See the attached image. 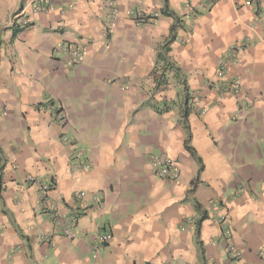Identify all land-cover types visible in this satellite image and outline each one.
Instances as JSON below:
<instances>
[{"label":"crops","instance_id":"crops-1","mask_svg":"<svg viewBox=\"0 0 264 264\" xmlns=\"http://www.w3.org/2000/svg\"><path fill=\"white\" fill-rule=\"evenodd\" d=\"M34 1L0 0V264H264V0ZM242 39L234 97L215 69Z\"/></svg>","mask_w":264,"mask_h":264},{"label":"built area","instance_id":"built-area-1","mask_svg":"<svg viewBox=\"0 0 264 264\" xmlns=\"http://www.w3.org/2000/svg\"><path fill=\"white\" fill-rule=\"evenodd\" d=\"M244 3L246 5H251V0H245ZM109 6H112V1H108ZM32 10L35 12H45L48 9V5L42 2V0L34 1L31 3ZM114 8L112 10V13H114ZM18 17L17 14L11 15L9 19V24L11 26H20L21 24H18L16 18ZM135 22L136 24H142L145 22V17L140 13L135 14ZM24 23H26L24 21ZM182 41H185V39H182ZM246 48V41L245 39H242L240 41L235 42L232 46H230L222 55L217 59L216 62V69H215V84L218 88V90L223 94H232L234 97L238 95L239 88H240V82L232 77L229 74V64H235L239 60L240 54L245 50ZM82 55L81 53L75 49L71 48L69 50V62L71 65H77L81 61ZM197 101V100H195ZM194 101V102H195ZM51 108L49 107V110ZM201 113L205 111L204 108H202ZM52 115L54 117V120L57 121L59 124H62L65 122V114L56 109L52 112ZM64 141L72 142L68 137H63ZM80 155L78 153L73 155V159L70 161V166L74 169L78 170H88L90 169V165L83 164L81 160L79 159ZM151 165L153 169V173L160 178L163 179H175L179 175V170L175 167L174 161L169 157H163V156H155L151 160ZM26 182L38 184V187L40 191H42V201L44 203V207L49 209L51 212H55L54 205L49 200L47 193L50 190L51 184L49 183H42L36 179L33 175H27L26 176ZM76 198H84L86 196V193L84 191H77L75 193ZM217 221L223 222L225 220L224 215H218ZM75 225V217L73 215H70L67 217V221L63 225V234L64 236L68 238H75L76 233L73 231V227ZM227 231V230H226ZM110 233H100L97 236L96 245L102 246L109 242L111 239ZM96 247V246H95ZM229 251L233 252L234 257L239 258V252L235 250L233 245H229Z\"/></svg>","mask_w":264,"mask_h":264},{"label":"trees","instance_id":"trees-1","mask_svg":"<svg viewBox=\"0 0 264 264\" xmlns=\"http://www.w3.org/2000/svg\"><path fill=\"white\" fill-rule=\"evenodd\" d=\"M163 12H164L165 14H168V15L170 14L171 16L173 15V13H170V11H167L166 8H164V11H163ZM170 29H171V31H173V27H171ZM171 38H172V36H171ZM165 43H167V41H166ZM163 48L166 49V48H167V45L164 44V45H163ZM159 58H160L161 60H164V59H165V58L163 57L162 54H159Z\"/></svg>","mask_w":264,"mask_h":264}]
</instances>
